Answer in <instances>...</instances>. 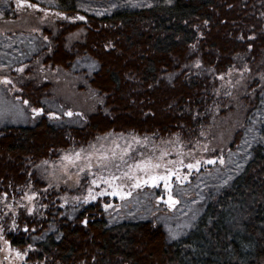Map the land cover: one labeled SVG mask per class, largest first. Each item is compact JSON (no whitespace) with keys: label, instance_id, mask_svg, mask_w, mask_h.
<instances>
[{"label":"trees","instance_id":"trees-1","mask_svg":"<svg viewBox=\"0 0 264 264\" xmlns=\"http://www.w3.org/2000/svg\"><path fill=\"white\" fill-rule=\"evenodd\" d=\"M58 4L53 10L81 13L76 0ZM83 15L84 22L57 20L53 29L41 28L49 40L37 54L43 68L64 72L92 61L96 68L80 75L100 102L80 125H59L43 114L32 125L0 127V197L44 189L34 178L40 162L88 147L108 132L156 140L178 133L192 140L216 100L215 76L240 64L251 69L253 82L264 73V0H155L147 8ZM78 31L80 38L67 43ZM29 67L17 79L16 97L44 109L53 88L30 78ZM237 139L235 132L230 146ZM42 197V214L18 211L17 232L8 234L13 247L33 245L28 260L37 264H264V145L253 147L243 170L207 197L192 228L174 240L150 221L109 224L99 201L68 219L58 208L60 191ZM49 222L58 236L32 241Z\"/></svg>","mask_w":264,"mask_h":264},{"label":"rangeland","instance_id":"rangeland-1","mask_svg":"<svg viewBox=\"0 0 264 264\" xmlns=\"http://www.w3.org/2000/svg\"><path fill=\"white\" fill-rule=\"evenodd\" d=\"M32 2L41 3V7L49 6L47 0H32ZM154 2L155 0H76V6L81 12L79 15L91 14L99 17L108 15L114 10L147 8ZM0 13H3L0 16V78L6 76L12 81L11 84L7 85L0 83V127L32 125L43 114L51 122L59 125L82 124L84 115L88 114L93 106L100 102V99L93 91L87 87L85 89V83L80 73L82 70L91 72L96 68V65L92 61L84 59L74 65L72 72L57 69L50 70L43 68L37 62L41 58L40 53H37L47 45L40 33L41 28L53 29L52 25L57 20L69 23L84 21H68L49 17V20L41 23L39 18L43 13L32 9L17 11L15 0H0ZM34 28H39L40 31L34 32ZM73 34H78V38L72 34L68 35L66 38L67 43L78 40L82 32L78 31ZM32 55H34V58L38 56L32 59ZM21 65L30 66L28 68L30 78L36 79L38 82L48 81L51 83L52 96L50 100L43 101L44 113L34 115L31 111L32 108L16 97L18 91L17 79L22 76V73L16 71V69ZM239 67L228 69L223 74L224 80L219 79L220 75L215 76L212 90L216 100L206 122L200 125V133L203 132L204 135L199 133L197 137L189 141L180 138L183 145L182 156L177 155V149L180 145L175 143L176 136L165 140L149 138L147 146L133 144L131 156L135 160L142 159L145 156L158 157L162 150H166L169 155L164 157L165 163L169 160L177 161L179 159H183L185 165L193 163L197 159L201 161L199 169L191 170L190 175L186 167L179 168L180 175L187 176L184 183L181 184L175 177L172 178V194L179 201L175 207H169L165 203L168 193L163 181L160 182L158 187L146 184L140 188H131V182L125 181L127 186L124 190L130 191V196L121 199L119 196L106 195L97 197L96 200H90L86 204L83 203V197L87 195V189L89 187L95 188L90 184L93 177L81 173L80 182L76 184L75 173L77 169L73 168L70 169L72 179L68 180L67 183L64 182L66 177L60 169V157L65 152L73 151L68 150L62 152L57 160L48 161L47 165H44L42 161L36 166L34 178L38 183L41 182V185L45 188L35 191L30 187L31 191H41V195L38 194L36 197V210L33 213H29L27 208L22 206L27 205V201L22 199L24 193L19 192L15 196H8L7 200L3 199V196L0 197V226L4 228V239L8 240L9 233L17 232L12 222L18 211L21 213L25 211L26 214L36 216L42 214L45 207L42 208L40 205H45L42 199L45 190L47 192L60 191V197L57 199L58 208L68 219H71L79 208L99 201L103 216L109 224L122 221H150L165 231L168 240L183 236L192 228L197 216L202 212L207 197L213 195L221 187L227 186L243 170L251 158L254 146L264 145V80L258 77L253 82V76L249 72H244L243 77H241L236 69L243 70L245 65L240 64ZM229 70H231V76L228 75ZM229 80L233 84L240 80V83L233 87L227 83ZM226 92H230L231 95H227ZM250 98H254L255 103L253 105L248 103ZM67 111H71L73 115H65ZM50 112L56 113L59 118L50 117L48 115ZM77 113L81 115H76ZM235 132L239 133V139L236 140V144L230 146L232 139L235 137ZM119 134L121 133L108 132L101 135L100 139H96L93 144H96L98 148L101 144L107 147L111 145L113 139H117L118 143L123 146L125 140L131 141V137L134 135L130 133L123 134V138L120 139ZM137 137L143 141L144 137ZM169 140L173 143H164ZM85 149L90 150L89 146ZM221 158L223 163L220 162ZM208 160H215L216 163L209 164L206 162ZM93 162L95 163V161ZM133 162L132 159L128 160L130 164ZM168 167H178V165L168 164ZM93 171L97 172L99 169L93 168ZM157 171L164 172L165 169L161 168ZM103 174L107 175L108 173L104 172ZM139 175L143 174L139 173ZM49 184L52 187H49ZM103 187H106V185L102 184L100 186V188ZM100 188H95V191H100ZM77 196L81 197L80 202L73 199ZM161 197L163 199H160ZM65 198H67V203H65ZM6 204H12V209L6 208ZM105 204H110L111 207L105 209ZM178 225L179 227H177ZM50 234L58 236L52 222H49L41 237L36 238L34 236L31 240H43L46 235ZM0 247H4L3 240H0ZM19 250L29 253L33 248L28 249L27 246ZM5 255V252H0V261L3 264H25V261L16 259L14 253L11 260H5ZM25 260L27 264H37L35 261H29L28 256Z\"/></svg>","mask_w":264,"mask_h":264},{"label":"snow or ice","instance_id":"snow-or-ice-1","mask_svg":"<svg viewBox=\"0 0 264 264\" xmlns=\"http://www.w3.org/2000/svg\"><path fill=\"white\" fill-rule=\"evenodd\" d=\"M48 7H41V3H33L32 0H15V7L17 11H23L25 9H32L33 11H39L43 13V15L39 18L41 23L49 20V17H53L55 19H62V20H68V21H85L86 17L83 15L77 14L76 16H68L65 12L59 11V10H53L59 8L58 0H47ZM3 13H0V16H2ZM33 31H40L39 28H34ZM73 36H76L78 38V34H72ZM43 39L45 41L49 40L48 36H44ZM241 40L245 39V37L241 36ZM248 39H254V37H248ZM249 49H251L252 45H248ZM193 48H195V45H193ZM39 62V61H37ZM200 61H196V67H200ZM26 65H21L19 68L16 69V71L23 73L25 71ZM236 71L239 72L240 76L243 77L244 72H251V69L245 65L243 70L236 69ZM228 75L231 76V70H229ZM260 79L264 80V73H260ZM220 80H224V75L219 76ZM0 83L4 84H11L12 81L8 77L0 78ZM228 84L232 85L233 87L236 86V84L240 83V80H237L235 84L231 80L227 82ZM227 95H231L230 92H226ZM29 102L27 100H24V104H28ZM32 113L34 115H39L44 112L43 108H36L33 107L31 109ZM48 115L52 118H59L56 113L50 112ZM67 116H72L73 113L71 111H67L65 113ZM76 115H81L80 113H77ZM112 135V134H109ZM200 135H204L203 132L200 133ZM119 138H123V134H119ZM98 140L100 138H97ZM149 142L148 137H144L143 141L135 136L132 135L131 141L125 140L124 145L122 146L120 143H118L117 139H113L111 141L110 146H105L104 144H101L99 148L96 144H90L89 149L86 150L85 148L81 147L79 150H73L71 152H65L60 157V169L63 173V175L66 177L65 183H67L68 180L72 179V173L70 172V169H77V172L75 173V183L79 184L81 176V173H84L85 175H90L93 178L90 181V184L92 186H95V188H100V186L106 185V187L100 188V191H95L94 187H89L87 189V195L83 197V203H88L90 200H96L97 197L100 196H119L121 199H124L126 196H130V191H125V187L127 186L125 184V181H130V187L131 188H140L143 185L151 184L153 187H158L160 182L163 181L164 187L167 190L168 196L165 203L169 205V207H175V205L179 202L172 194V185L171 180L173 177L176 178V180L179 183H184V181L187 179V176H181L179 168L180 167H186L189 170V175L191 174V170L196 169L198 170L201 161L199 159L195 160L193 163H187L184 164L183 159H179L177 161H167V163L164 162V157L169 155V152L166 150H162L160 152V155L158 157L154 156H145L142 159L135 160L134 157L131 156V153L133 151V144L147 146ZM164 143L171 144L173 141L169 140ZM175 143L177 145H180V147L177 149V155L182 156V142L180 141V136L177 133L176 134V141ZM143 156V154H141ZM132 159L133 163H128V160ZM95 161V163L93 162ZM209 164L216 163L215 160H208L206 161ZM221 163H223V159L220 160ZM44 165H47L49 162L47 160L42 162ZM168 164L172 165H178V167H168ZM39 167V166H38ZM93 168L99 169V171L94 172ZM164 168V172L157 171L158 169ZM107 172V175H104L103 173ZM119 173V174H117ZM139 173H142L143 175H139ZM31 175V174H29ZM231 179V177H229ZM227 183V181H225ZM49 187H52L51 184H49ZM46 191V190H45ZM39 193L31 191L30 187L27 191L24 192V195L22 197L23 200L27 201V205H22L27 208V211L29 213H33L36 210V197ZM3 199H8V194H3ZM15 199V197H13ZM76 202H80L81 197L77 196L73 198ZM160 199H163L161 197ZM67 198H65V203H67ZM6 208L12 209V204H6ZM40 207H47L46 205L41 204ZM105 209L111 207L110 204L104 205ZM85 224H87V220L83 221ZM13 227H16L15 220L12 222ZM179 227V225L177 226ZM171 231V229H169ZM24 231H28V228L25 227ZM4 228L0 226V240H3L4 247H0V252H5L6 255L4 257L5 260H11L14 257L16 259L25 261V264H27V261L25 258L28 256L27 251H21L18 248H13L11 243L8 240L4 239L3 236ZM174 235V234H173ZM33 245L29 244L28 249H32ZM0 264H3L2 261H0Z\"/></svg>","mask_w":264,"mask_h":264}]
</instances>
